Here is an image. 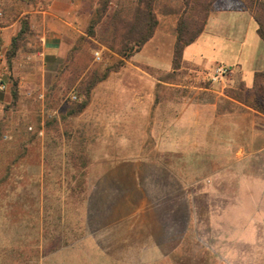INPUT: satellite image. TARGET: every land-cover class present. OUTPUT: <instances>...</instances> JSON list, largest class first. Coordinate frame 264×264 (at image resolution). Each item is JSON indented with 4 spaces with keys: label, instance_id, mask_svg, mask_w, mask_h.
Instances as JSON below:
<instances>
[{
    "label": "crops",
    "instance_id": "1",
    "mask_svg": "<svg viewBox=\"0 0 264 264\" xmlns=\"http://www.w3.org/2000/svg\"><path fill=\"white\" fill-rule=\"evenodd\" d=\"M82 2H38L32 17L42 45L33 53H29L27 47L17 45L22 33V16L0 20V70L6 71L9 83L8 90L0 92V111L12 103L17 102L20 106L27 98L24 95H40L44 106L37 136L40 132L44 135L48 117L52 115H46L44 100L50 86L69 73L74 76L73 89L76 88L88 73H93L94 63L104 58L105 48L92 46L88 48L91 57L88 63L82 68L74 65L81 52V37L94 39L88 31L91 17L83 12ZM215 3L216 8L210 13L204 29L184 47L182 60L197 70H212L221 64L229 66L233 82L240 81L247 89H253L257 73L264 72V39L259 32L260 25L245 0H216ZM157 37L155 33L143 49L123 56L122 64L105 72L93 86L85 109L76 117L78 120L89 115L96 104H105L107 100L101 102L97 91L106 88L110 90L104 92V96L118 94L107 104L118 106L115 111L123 117L121 120L136 124L150 122L159 85L156 69L170 71L173 68L177 40L171 35V43L165 45L163 51L161 43L157 45ZM10 76L17 84L14 94ZM71 94L74 93L71 91ZM246 107L253 115L252 125L245 134L246 144L240 149L229 148L230 154L235 151L236 155L233 153L225 166L213 160L212 173L208 176L191 181L188 172L183 175L171 164L144 158L88 162L74 184L85 181L86 192L78 196L79 201L64 197L60 202L58 218L64 228L53 235H64L65 244H58L50 251H46L50 240L46 239L47 172L43 147L39 162L23 164L25 171L20 190L27 200H38L36 214L30 207L17 213L8 210V205L0 210L2 218L21 217V230L36 232L37 256L14 255L17 244L11 239L14 235L5 219L0 223V245L4 244L5 249L0 264H182L191 247L196 249V254H208L213 264H232L235 259L230 250L232 246L239 241L253 242L254 233L264 232V161L255 162L256 158L264 157V113ZM26 110L29 112V107ZM58 110L52 112L54 116ZM236 114L228 115L235 120ZM58 115L61 116L60 110ZM60 116H57L59 120L62 119ZM218 151L221 152L222 147ZM237 151L245 152L244 162L238 160ZM242 164L248 170L243 173L240 183L244 185L245 200L252 201L251 209L246 211L238 210L237 201L243 198L237 193L232 195L220 190L223 170L236 171ZM256 164L261 173L250 171ZM7 175L0 179V187L9 184ZM13 195L12 190L1 192L0 204H7ZM223 199L229 202L227 207H222ZM201 200L206 202L205 212L200 208ZM32 216H36L37 228L32 224ZM238 232L243 233L240 240ZM28 239L25 242L22 238L18 243L23 244L22 250ZM14 240L18 239L15 237Z\"/></svg>",
    "mask_w": 264,
    "mask_h": 264
},
{
    "label": "rangeland",
    "instance_id": "2",
    "mask_svg": "<svg viewBox=\"0 0 264 264\" xmlns=\"http://www.w3.org/2000/svg\"><path fill=\"white\" fill-rule=\"evenodd\" d=\"M39 1L41 0H0L3 19L22 16V33L17 45L27 47L29 53L38 50L42 45V40L35 33L32 17ZM148 1L150 0H83L82 10L91 17L88 31L94 39L81 37V52L76 56L74 65L82 68L88 63L91 58L88 48L92 46L104 47V58L94 63L91 69L93 73H88L74 89V76L69 73L62 75L57 83L52 82L44 98L47 105L46 115L52 114L47 122L52 125L46 124L44 135L37 136L36 133L40 127L41 110L44 106L40 95H24L27 98L20 106H17L16 102L5 105V109L0 111V179L6 178L8 174L10 180L9 184L5 183L0 189H3L1 192L12 190L14 193L12 200L7 204H0V210L8 205V210L17 213L30 207L31 212L36 214L38 200H27L20 191L25 171L23 164L28 161L39 162L40 152L45 148V224L48 227L46 239L50 240L46 244V251L54 249L58 244H65L64 235H56L59 229L64 228L58 218L59 213L61 214L60 202L64 197L77 200L79 195L82 196L86 192L88 185L85 181L76 186L74 184L80 173L85 171L83 167L91 160H161L173 165L183 175L188 172L192 181L199 176L210 175L213 160L221 163V166L227 165L233 153L236 155L235 151L230 154L229 148L240 149L246 144L245 134L252 125L253 116L246 106L257 105L256 100L262 95L261 90L264 92V77L261 78L263 88L251 92L247 91L242 82H233L232 73L227 78L211 82L209 74L214 68H192L183 62L177 53L170 71L156 69L159 85L156 105L149 123L136 124L134 121L121 120L123 117L115 111L118 106L107 104V101L117 98L118 94L104 96L103 93L110 90L106 88H99L97 91L101 102L107 100L105 104H96L93 110L89 111V115L85 114L81 119H77L86 107L85 105L81 108V104L91 97L95 83L102 79L107 70L122 64L124 57L132 51L131 47L137 48L134 41H140L149 34L155 21L157 25L153 36L155 33L158 36L157 45L161 43L163 51L166 50L164 46L170 44L171 35H175L180 49L185 42L201 33L210 13L216 8V0H152L151 15L147 10ZM145 44L139 50L143 49ZM118 54L124 57L120 58ZM8 78L14 94L17 88L16 80L13 76ZM71 91L78 95V99H72ZM28 107L29 112L26 110ZM55 109L60 110L61 116L58 115L59 110L53 115ZM233 112L237 113L235 120L230 119L228 115ZM57 116L62 119L59 120ZM219 147H222L221 152L218 151ZM25 149L27 151H24ZM92 149H97V152L93 153ZM237 152L238 160L244 162L245 152ZM257 161H264V157L256 158L255 162ZM13 162L15 163L11 166ZM257 166L254 165L250 171L261 173ZM246 170L248 169L244 164L236 171L225 168L220 179V190L223 193H237L239 198H243L237 201L238 210L243 211L251 209L252 205V201L245 200L244 185L240 183ZM230 179L235 181L231 183ZM33 187L36 190L37 186ZM36 196L35 193L34 198ZM220 203L222 207L229 204L224 199ZM200 204L202 212H205V200H201ZM21 219L18 216L0 217V223L5 220L12 229L14 239H18L11 238L17 244L14 255L24 253L25 256H37V234L30 230H21ZM31 221L37 228L36 216H32ZM0 232L2 234V229ZM237 235L240 240L243 233L238 232ZM22 238L24 241L30 238L27 244L24 242L23 250V244H18ZM3 246L4 244L0 245V258L5 255ZM230 250L235 258L231 261L232 264H264V232L254 233L253 242L239 241ZM188 251L189 254L185 256L182 264H213L208 254H196V249L192 247Z\"/></svg>",
    "mask_w": 264,
    "mask_h": 264
},
{
    "label": "trees",
    "instance_id": "3",
    "mask_svg": "<svg viewBox=\"0 0 264 264\" xmlns=\"http://www.w3.org/2000/svg\"><path fill=\"white\" fill-rule=\"evenodd\" d=\"M151 1L152 0L148 1V3H147V10L152 15L153 14V11H152L153 9H152ZM245 1L249 4L250 9L254 13L255 18L257 19V21H258V23L260 25L259 32H260L262 38L264 39V0H245ZM156 25H157V22L155 21L153 23V28L151 29V31H149V34H146V36H144L143 39L140 40V41H137V40L134 41V43L137 44V48L131 47V50L132 51H130L127 56H130L134 52L139 51V49L141 48V46L144 43H146V41L149 40L153 36V34H154V28H155ZM196 37L193 38V39H191L190 41L185 42L180 49L178 47V44L176 43V45H175V56H176V53H177V54L180 55V57L182 59V52H183L184 47L186 45H188L189 43L193 42L196 39ZM13 52H15V51H13ZM262 77H264V72L257 73L256 80H255V87L253 89H247L246 88L247 91L248 92H251L252 90H255V89H257V90L262 89L263 88L262 87V84H261L262 83V80H261ZM261 92H262V95H260L257 98V100H256L258 102L257 105H254V106H252L250 104H247V105L250 106V107H252V108H254V109H256V110H258V111H260V112H263L264 113V92L262 90H261ZM87 103H88V101L83 102L81 104V108L82 107L84 108ZM48 123H50V122H47L46 124H48ZM50 124L52 125V123H50Z\"/></svg>",
    "mask_w": 264,
    "mask_h": 264
},
{
    "label": "built area",
    "instance_id": "4",
    "mask_svg": "<svg viewBox=\"0 0 264 264\" xmlns=\"http://www.w3.org/2000/svg\"><path fill=\"white\" fill-rule=\"evenodd\" d=\"M4 17V13L3 11L0 9V20L3 19ZM98 55V53H97ZM4 57V54L3 56ZM232 70L229 66L226 65H217L214 67L213 71L209 74V80L211 82H215L218 81L219 79H224L227 78L229 76H231ZM6 71L4 70H0V92H6L9 88V83H8V79H6ZM72 99L76 100L78 99V95L77 94H72ZM30 129H32V127H30ZM40 135H42L43 133L40 132Z\"/></svg>",
    "mask_w": 264,
    "mask_h": 264
}]
</instances>
